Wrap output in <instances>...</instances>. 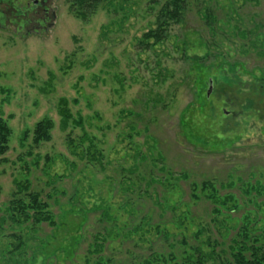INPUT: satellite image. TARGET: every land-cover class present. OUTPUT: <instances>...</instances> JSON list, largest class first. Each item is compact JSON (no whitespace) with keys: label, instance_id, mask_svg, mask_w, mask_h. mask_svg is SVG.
I'll return each mask as SVG.
<instances>
[{"label":"rangeland","instance_id":"rangeland-1","mask_svg":"<svg viewBox=\"0 0 264 264\" xmlns=\"http://www.w3.org/2000/svg\"><path fill=\"white\" fill-rule=\"evenodd\" d=\"M165 1L102 0L83 20L58 0L47 31L0 24V117L12 130L0 156V217L16 181L29 180L63 224L39 229L46 251H57L53 264H82L95 234L126 227L141 230L110 242L114 264H134L152 249L180 261L181 240L196 245L201 226L205 251L209 238L229 251L246 215L264 242V54L255 49L264 41V0H186L163 41L141 44ZM62 99L82 127L62 128ZM44 118L54 121L52 139L34 144ZM207 180L240 206L215 225L213 203L192 198V183ZM96 206L115 221H102L100 209L80 228L83 210ZM11 232L0 230V247ZM61 245L76 250L73 263Z\"/></svg>","mask_w":264,"mask_h":264},{"label":"trees","instance_id":"trees-1","mask_svg":"<svg viewBox=\"0 0 264 264\" xmlns=\"http://www.w3.org/2000/svg\"><path fill=\"white\" fill-rule=\"evenodd\" d=\"M102 0H67L69 3L70 11L77 17L87 20L93 13L96 7ZM156 0H154L155 2ZM157 4V3H156ZM186 0H166L157 11L156 25L157 27L151 28L143 35L141 44L149 45L151 42L158 43L164 40L167 36L172 23L179 22L186 11ZM207 24L211 29L216 23V17L213 14L205 16ZM250 32V31H248ZM248 37L247 35H245ZM261 53L264 54V41L260 47ZM262 77L264 78V69L261 70ZM59 113L62 117V128L66 129L70 123L77 126H83V120H73V115L68 108V101L62 99L60 101ZM54 121L50 118H44L39 121L33 130V143L40 144L48 142L52 139V130L54 129ZM12 130L8 125L7 120L0 117V156L5 155L9 150V141ZM28 132L24 134L27 138ZM23 138V139H24ZM98 157L94 154L89 157V161H98ZM17 190L13 193L12 199L4 207V213L0 217V230L10 228L12 232L7 236L11 240L7 241L3 247H0V264H53L56 260L57 251H46L47 240L39 237L40 227L47 224L53 229H59L63 224L58 220L57 216L50 208V204L41 198V192L32 191L31 183L29 180L24 182L16 181ZM250 194L253 189H249ZM192 198L195 202L201 198L200 193L206 196L213 203L212 218L210 220L212 225L218 224L219 218L225 212H233L240 206L235 196L231 193L225 194L223 197L219 195V190L216 185L210 180L203 181L201 184L192 183ZM24 193V195H23ZM231 203V206L229 205ZM100 206L83 210V223L80 228L84 227L87 221V214L90 212H98ZM102 210L101 220H112L115 218L111 216L107 209ZM190 208L184 213V218H190ZM250 215L244 217L243 224L238 228L237 233L231 239L229 251L221 249L218 251L220 243L218 240L211 238L208 239V245L211 247L210 251H205L200 240L201 236L206 231L204 226L195 233L196 245H189L187 238L181 240L183 253L180 261L175 253L161 254L152 249L150 253L142 259H138L134 264H264V242L261 241L259 236H256V231L253 228V222ZM183 223V219L180 221ZM157 233L169 238L170 235L164 231L159 225L156 226ZM126 229V231H125ZM122 232L114 233V230H108L107 235L97 233L94 235L93 242L89 244L82 264H114L115 259L107 255L106 248L111 241L122 238L123 241L131 240L132 236L139 233L141 226L128 229L126 227ZM219 231V230H217ZM220 233L222 237L223 233ZM47 239L52 236L47 235ZM226 238V236H225ZM81 241L75 239L74 246ZM1 244V242H0ZM1 246V245H0ZM58 251L67 253V257L72 261L76 255V250L72 245L59 246ZM41 258V259H40ZM40 259V260H39ZM74 260L71 262L73 263ZM67 264V263H66Z\"/></svg>","mask_w":264,"mask_h":264},{"label":"flooded vegetation","instance_id":"flooded-vegetation-1","mask_svg":"<svg viewBox=\"0 0 264 264\" xmlns=\"http://www.w3.org/2000/svg\"><path fill=\"white\" fill-rule=\"evenodd\" d=\"M58 0H0V24L15 23L17 30H25L26 33H38L40 30H48L56 19V6ZM35 24V29L26 27ZM28 31H27V30Z\"/></svg>","mask_w":264,"mask_h":264},{"label":"water","instance_id":"water-1","mask_svg":"<svg viewBox=\"0 0 264 264\" xmlns=\"http://www.w3.org/2000/svg\"><path fill=\"white\" fill-rule=\"evenodd\" d=\"M212 86H213V85H212V83L210 82V86H209L208 93H207L208 96H209V94H210V92H211V90H212Z\"/></svg>","mask_w":264,"mask_h":264}]
</instances>
